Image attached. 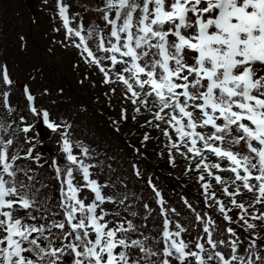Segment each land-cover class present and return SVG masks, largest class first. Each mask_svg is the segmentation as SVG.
Listing matches in <instances>:
<instances>
[{"label":"snow or ice","instance_id":"1","mask_svg":"<svg viewBox=\"0 0 264 264\" xmlns=\"http://www.w3.org/2000/svg\"><path fill=\"white\" fill-rule=\"evenodd\" d=\"M57 8L65 39L105 85L122 86L113 123L137 124L147 113L151 119L139 126L167 139L171 165L177 154L189 161L185 173H197L206 211L182 197L193 217L185 226L149 178L161 223L148 229L155 210L148 203L142 204L143 216L135 210L142 198L123 177L113 179L111 163H93V150L82 141L74 144L72 126L39 109L25 85L28 112L59 137L63 159L46 160L29 136L35 124L22 114L8 119L18 109L4 90L0 264H264V0H103L94 9L101 24L88 26L79 13L69 16L63 0ZM0 81L7 89L14 85L7 64L0 63ZM21 135L27 148L17 147ZM152 139L145 132L140 144ZM132 151L141 155L139 148ZM46 166L51 176L39 171ZM97 168L107 170L103 181L93 178ZM132 175L143 179L137 164ZM192 227L198 228L195 237Z\"/></svg>","mask_w":264,"mask_h":264},{"label":"rangeland","instance_id":"2","mask_svg":"<svg viewBox=\"0 0 264 264\" xmlns=\"http://www.w3.org/2000/svg\"><path fill=\"white\" fill-rule=\"evenodd\" d=\"M65 1L68 7L70 8V17L79 13V16L83 17L86 26L92 24H101L99 15L94 11V9L97 6H102L103 0H79L78 3L77 0H73V3L71 2V0ZM85 8L89 10L85 11ZM31 12H33V15L31 14ZM59 21L60 19L58 18V8L54 6V0H47V2H45V0H0V63L4 64L5 59L7 60L10 66V76L14 81V85L11 86L10 89H7V86H4L2 81H0V92L4 90H9L10 103L13 107L18 109L17 115L8 119H16L21 114L25 115L24 108L19 100H21V95L23 96L22 88H24L25 86L23 84H28L26 80H31V78L30 76H26L24 73H22L20 67L23 64L32 61L33 59L37 58L36 61H38V52L33 48V45L37 50V44L40 46V48L41 45H43V57H45L48 61L51 62L49 63L46 61L44 63L43 61V63L45 64V68H47L46 70L52 71V68L56 67L57 72H61L63 76L64 74L68 76V73L70 71V64H81L83 66L82 71L89 72L91 70L95 73V76L101 77L103 79L102 74L97 70V68L93 65L88 64L83 59L82 54L75 47L72 46L73 42L71 40L65 39V30L62 26V22L61 24H59ZM78 23L79 17H77L76 22H74L71 26L75 28ZM55 28H59L60 30L54 31ZM29 36L32 38V41L29 40ZM54 36L58 37V39L62 41L54 45ZM21 42L23 45H26L25 49H30L31 51L20 52L19 48H21ZM90 46H92L93 50H95L94 45ZM64 47H67L69 51L64 50ZM71 51H74L76 53V56L78 55V58L80 60H84V62L79 61L78 59L74 62V59L70 61L68 57L69 54L70 56H72V58L74 57V54ZM16 61H18L17 67L14 64ZM65 63L69 65V68L66 70L68 73H66L64 69ZM85 75H87V72L85 73ZM70 76L73 77V73H71ZM88 81L90 82V86H93L96 83L93 80ZM73 82L77 81L74 80ZM32 85L34 87L29 85L30 89L34 91L36 89H40L39 87H36V84L33 80ZM110 86L111 88H122V86L120 85ZM100 88L101 86L99 85L96 90ZM96 90L95 92H97ZM76 91L79 92L78 89H71V93H77ZM91 91L92 88L90 89V92ZM95 94L97 95V93ZM78 99L79 95H77L75 100L73 101L76 102V104L69 102L63 105L62 107L54 108V105H51L52 103L50 104V102H48L45 96H39L40 102H37V106L40 107L48 103V105L50 106L48 107L47 105V107L48 109H50L51 119L54 121L66 122L69 121L71 118L70 121H72V127L69 135L72 142L75 144L80 140V142H84L91 150H93V155L95 157V159L92 161L93 163L99 164L100 162H103L106 165L109 162H112V165L115 168L114 172H116L112 173L113 179H115L117 176L123 177L124 173L121 176L119 174L120 171L127 173L130 169H132L130 161L132 150L127 147V143L118 141L117 137L115 136V133H111L109 131L105 132L102 130V128L96 129V127L94 126L95 122L91 121L92 118L89 119L86 114H81L79 112L78 115H76L75 117V110L80 105V103H77ZM81 101L82 100H80V102ZM102 101L103 107H108V105H106L105 98H102ZM47 107L45 106L44 109H46ZM127 107L132 108L131 105H127ZM26 117L28 123L32 122V124H35V128L31 133H29V136L34 137L35 140L39 142L37 144L36 151L42 153L43 157L46 160H50L53 157L62 160L63 157H60L61 153L59 152L60 142L58 135L56 133L51 132V130L43 124L42 120L34 119L29 112H27ZM73 118L75 119L74 121ZM17 147H28V145L23 144V135H21L20 139L17 141ZM237 148L240 149L239 146H237ZM114 152H116L117 157H123L124 163L122 167L118 165L119 162L117 161V158L113 157L114 155L112 156ZM109 155L112 157V159L109 157ZM124 158L126 159V161ZM137 165L139 166L140 170L143 171V173H146V175L150 173L153 174V172L151 171V169H153L152 165L150 168L147 163L141 160L137 161ZM120 168H123V170H121ZM39 171L42 173L43 176H50L47 166L44 169H40ZM93 171L94 175L96 177L99 176L102 181L107 178L106 169L104 173H100L99 168L94 169ZM168 177L169 176H167L166 178ZM169 178L170 179H166L168 186L173 191H178L177 196L179 198V202L176 203L174 206H170L169 203L171 201V195L165 194L167 206L177 208L178 212L181 213L180 221L183 222V224H185L186 222V224L189 225L193 222V218L189 216L187 210L181 204L180 197H186L187 199H189L190 203H196L197 199H195V194H192L190 192L191 195H189L188 197L183 191H180L179 187L175 185L173 178ZM153 179L156 185L161 188L163 184L162 179L159 178L158 175L155 173L153 174ZM51 183L53 185V189H50L49 191H51L53 195H55L56 182L52 180ZM132 187L135 188V186ZM128 188L131 190V192L134 193V191L131 189V184H128ZM201 208V204L196 203V210H201ZM135 210L139 211L140 213L144 212L141 208V205H139L138 203ZM153 217H155L154 220L149 219L148 221V229H153L154 225L156 227L160 226V218L155 215H153ZM135 222L141 223L142 221L137 218ZM145 231L147 232V230ZM152 234L156 235L157 233L153 231Z\"/></svg>","mask_w":264,"mask_h":264},{"label":"trees","instance_id":"3","mask_svg":"<svg viewBox=\"0 0 264 264\" xmlns=\"http://www.w3.org/2000/svg\"><path fill=\"white\" fill-rule=\"evenodd\" d=\"M62 86H64V84H62ZM50 93V92H49ZM59 94V93H58ZM52 95V94H51ZM53 95H55V93H53ZM52 95V96H53ZM48 99H49V101L52 99L53 100V97L51 98V97H49L48 96ZM56 101H58V100H56ZM55 101V102H56ZM58 102H60V101H58ZM115 153V154H114ZM113 154H112V156L113 157H116L117 158V161L119 162V164L118 165H120V167H122L123 166V157H117V155H116V152H114ZM121 170H123V168H120ZM119 174L122 176V174H123V172L122 171H120L119 172ZM128 178V183H131V184H133L134 186L136 185V186H141V185H138L137 184V182H139V180H137L135 177H133V175H132V170L130 169L127 173H124V178ZM142 179H140V181H141ZM142 182V181H141ZM143 183V182H142ZM136 193L137 194H139L140 193V189L139 190H137L136 191Z\"/></svg>","mask_w":264,"mask_h":264}]
</instances>
